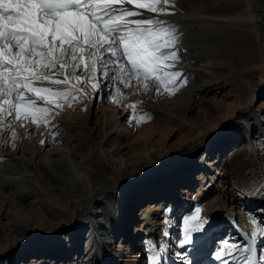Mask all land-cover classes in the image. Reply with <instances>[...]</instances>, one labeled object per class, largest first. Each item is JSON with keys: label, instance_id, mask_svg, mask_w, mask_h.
Instances as JSON below:
<instances>
[{"label": "rangeland", "instance_id": "374dc122", "mask_svg": "<svg viewBox=\"0 0 264 264\" xmlns=\"http://www.w3.org/2000/svg\"><path fill=\"white\" fill-rule=\"evenodd\" d=\"M188 1L173 0L179 9L188 10L191 6L199 14L231 21L251 18L247 10L251 3L255 12L252 14L258 15L259 23L253 22L250 26L243 23L240 28L230 29L195 25L185 30L184 35H192L187 46L184 43L189 49L179 53L178 69L174 70L183 73L186 85L174 95L163 92L157 95L155 84L150 82L152 90L147 93L120 85L127 96L125 99L117 97L115 89L101 85L95 97L89 88L87 99L82 103L65 106L55 115L52 132L58 135L54 138L43 126L20 127L18 123L7 134H0L3 135L0 140V202L3 205L9 201L20 203L23 208L36 206L49 213L48 205L40 201L41 195L46 193L53 200L64 202L78 196L75 170L91 173L93 180L88 185L97 187L111 170L126 177H137L136 172H146L144 151L151 158L166 153L174 160L170 168L159 171L156 180L149 177L133 185L132 199L127 197L125 190L126 206L122 218L126 227L119 226L114 220L112 211L119 210L123 202L122 206L116 202L113 191H106L97 204L84 209L97 223L99 236L107 241L110 256L119 246L125 245V241L135 237L131 257L136 264H151L153 256L160 257L161 264H174L175 261L220 264L215 257L224 241L231 243L236 236L240 240L239 233L246 236L252 224L264 234V205H255L256 197L249 196L256 184L258 170L264 169V142L258 138V129L247 131L244 127L243 123L252 124L251 116L236 113L227 121L233 111L241 108L258 90L263 93L258 94L252 105L260 110V122L264 127V0H192L190 5ZM132 103L139 105L138 113H148L152 119L139 126L135 121L130 124L132 109L128 105ZM12 130L18 134L13 152L7 144ZM231 130L237 134L228 133ZM202 136L206 143L203 140V145L197 147ZM68 137L71 141L65 145L64 139ZM41 140H44L43 145ZM54 146L70 150L73 153L71 162L64 160L63 151L53 150ZM218 153L221 162L203 168L204 161L213 162ZM188 159L189 162L183 163ZM132 160L137 165L134 174L129 165L125 167ZM171 171L172 176H177L176 183L170 180L165 184L164 179ZM211 173L212 178L207 177ZM200 178L203 181H196ZM186 189L189 197L182 207L179 195ZM109 196L112 200L108 203ZM225 198L227 202H224ZM197 208L201 210L200 219L207 223L206 231L193 233L201 237L193 251L191 245L182 248L180 242L184 235V220L195 214ZM144 209L146 219L140 217ZM229 210L238 228L229 223ZM2 216L0 264H101L91 249L89 227L82 231L77 244L72 243L74 252L70 251L66 259V245L61 243L65 241V229L62 228L50 243L46 238L31 237L43 235L40 226L29 227L18 221L10 229L5 213ZM208 229H211L209 234ZM136 230L139 232L135 233ZM249 237L257 243L256 255L264 254V240ZM40 244L42 249H38ZM239 245L249 248L242 240ZM57 246L58 254L49 255ZM152 246H155L154 251H150ZM204 247L203 253L197 255L199 248ZM247 255L236 252L235 259L242 261ZM119 260L121 262L122 258Z\"/></svg>", "mask_w": 264, "mask_h": 264}, {"label": "snow or ice", "instance_id": "6c2138e0", "mask_svg": "<svg viewBox=\"0 0 264 264\" xmlns=\"http://www.w3.org/2000/svg\"><path fill=\"white\" fill-rule=\"evenodd\" d=\"M173 6L170 0H0V134L18 123L43 126L54 138L55 115L82 103L89 88L95 97L101 85L125 99L120 85L147 93L150 82L157 95H174L186 85L183 73L174 70L179 37L159 19L173 14L168 11ZM144 12L154 15L133 19ZM138 106L128 105L129 123L136 126L152 119L138 113ZM17 139L12 130L8 146L15 148ZM200 212L197 208L184 220L182 248L191 245L195 251L201 237L193 233L206 231ZM236 252L248 253L237 264H264V254L228 241L215 258L231 264L226 257L235 260ZM151 264H161L160 257L153 256Z\"/></svg>", "mask_w": 264, "mask_h": 264}, {"label": "bare ground", "instance_id": "6f19581e", "mask_svg": "<svg viewBox=\"0 0 264 264\" xmlns=\"http://www.w3.org/2000/svg\"><path fill=\"white\" fill-rule=\"evenodd\" d=\"M192 0L188 1V4H191ZM215 2H224V1H230V0H214ZM170 3L174 5L173 7H170L168 11H170L171 15H163L160 16L159 19L165 21L168 25H171L173 28H175L176 35L179 37V43L177 45V52L178 55L181 53V51H185L189 49L187 46V43L190 42V38L192 35L186 36L184 35V31L187 30L188 28L198 25L201 28H207V27H224V28H240L241 25H244L243 23H249L248 25L250 26L253 22H258L259 17L258 15L252 14L254 12L253 4L248 3L247 5V10L249 17L250 15L252 16L251 18L241 19V21H231V20H226L224 18H217V17H212L210 15H203L202 13L199 14L197 11H195L191 6H189V9L184 10V9H179L173 0H170ZM255 4V3H254ZM129 8H131V5H128ZM191 7V8H190ZM247 12V11H245ZM255 13V12H254ZM154 14L152 13H147L145 12L143 16L141 17H136V19L139 18H149L152 17ZM259 23V22H258ZM226 26V27H225ZM253 27V26H252ZM249 28V27H248ZM259 28V27H258ZM257 28V29H258ZM256 30V28H254ZM204 32V31H203ZM186 46H184L185 44ZM183 44V45H182ZM187 54V53H186ZM178 69V68H176ZM184 71V70H183ZM263 93L258 92V90L250 95L249 99H246L244 105L241 108H238L233 111L232 115L230 118L227 119V121L231 120V117L234 116V114H245L249 115L253 118V122L251 125L247 126L248 124L243 123L244 127L247 129V131H251L253 129H258V138L264 142V127L262 125V122H260V117L259 113L260 110L254 109L253 108V101L255 98L258 96V94ZM68 118V117H67ZM230 123V122H229ZM231 135L235 136L237 133L229 131ZM71 138H66L64 139L65 145L69 143ZM206 138L202 136L200 142L198 143L197 147H200L203 145V142L205 141L206 143ZM208 139V138H207ZM204 140V141H203ZM18 141V140H17ZM17 141L15 142L17 146ZM205 145V144H204ZM12 148V152L16 149ZM78 148V147H77ZM251 151L254 152V149L252 147ZM63 151L61 152L63 158L65 161L68 163L71 162V154L70 150H68L66 147L65 148H59L57 146L53 147V150H58ZM150 149H148L149 151ZM193 151L191 152V155L189 158L192 156ZM218 157L211 162L210 160H205L204 161V167H211L214 165H218L221 162V155L218 153ZM143 163L144 166L148 169L146 172H136L135 175L137 177H131L129 176H124L123 173H118L119 171L111 170L109 173L107 179L103 180L101 183V186L97 187H89L88 183H91L93 180V175L90 173H83L82 171L75 170L74 176L76 178V182L78 183V196H74L71 198V200L67 201H55L52 198L48 197V195L43 194L41 195L40 201L43 203L47 204L48 207L50 208V212H46L42 210L39 207L36 206H30V207H20V203H11L7 201L6 204H2L0 202V217H3L2 215L5 213V220L10 226V229L13 228L14 224L17 223L18 221H22L23 224L26 226L28 225L29 227H35V226H40L43 228V235L42 236H37V235H31L33 239H47V242L53 243L55 240L56 235L59 233V231L63 228L66 230V237L65 241H61L64 245H66V250H65V257L67 259V255L70 253V251L74 252V246L72 243L75 242L77 244L79 242L80 236L82 231L84 229L88 228L90 229V235H91V241L93 242L92 248L93 252L96 254L98 257L99 261L101 264H136L135 259L132 258V245H134L135 237H131L129 241H125V245L119 246L118 250L114 252L110 256V253L108 252V243L106 240H103L101 236L98 234V226L97 223L93 221V217L88 216L86 211L84 209L88 207H92L93 205L97 204L99 198L106 192V191H113L115 195L116 202H120V204L123 202V206L120 207V209L116 211H112V213L115 216V222L119 226L123 225L126 227V221H123L122 214L124 211V208L126 206V202L123 199L125 195V190L127 192V197L129 199H132V194H131V187L135 185L138 182L144 181V179H147L151 177L152 179L156 180V177L162 169H168L171 167L173 163L172 157H170L166 153H159L158 156L155 157H150V154H146V151L143 152ZM74 157V156H73ZM152 159H155L157 161L151 162ZM189 162L188 160L183 161V163ZM264 163V161H263ZM42 165V164H40ZM131 168V173L134 174L133 169L137 168V165L135 161H130L129 164H127L125 167ZM44 166V165H43ZM42 167V166H40ZM48 169V168H45ZM41 170H44L43 167ZM206 171V170H205ZM44 172V171H43ZM173 171L169 172V174L165 177L164 181L165 184L168 183V181L173 180L176 183V178L177 176H172ZM172 176V178L168 179V177ZM207 177L212 178V173L208 174ZM142 180V181H141ZM167 180V181H166ZM196 181H203V178H200ZM187 185L190 184L186 183ZM87 192V195H82V193ZM181 195H179V199L182 201V207H185L184 205L187 204L186 202L188 201L189 197V190H182L180 192ZM146 195V194H145ZM144 195V197H145ZM166 195V194H165ZM259 195H264V169L263 170H258L256 174V184L253 188V190L250 192V197H256V203L255 205H264V196L261 198H258ZM168 196V192H167ZM39 197V196H38ZM171 197V196H168ZM167 197V198H168ZM174 199H178L177 197H174ZM112 200V197H108V203ZM254 200V199H252ZM223 202V201H221ZM224 202H227L226 198L224 199ZM222 205V204H221ZM224 206L222 205L221 208ZM228 210V209H227ZM225 210V211H227ZM148 212V210H146ZM148 214V213H147ZM231 217L230 222L231 225L235 228H238L236 222H234V217L232 216L231 211L229 210L228 213ZM146 213L145 209L144 211L141 212L140 217H143L146 219ZM229 218V217H228ZM173 220V219H172ZM227 221V220H226ZM236 221V220H235ZM228 222V221H227ZM211 229H208L207 234H209ZM256 232V237L259 238L260 241L264 240V234L260 230V228L257 225L252 224L251 228L248 230V233L246 236H243V234L239 233L238 237L240 240H237V236L233 237L231 243L235 244H240V241L242 240L243 242L248 243L249 248L254 249L256 253V248H257V243L256 241L252 240L251 234L252 232ZM139 231H135V233H138ZM249 234V235H248ZM133 239V240H132ZM127 240V239H126ZM39 241V240H38ZM230 243V244H231ZM200 244V243H199ZM43 245H38V249H42ZM138 248V245H137ZM204 248H199L197 255L203 253ZM59 252V246L56 247L53 251H50L49 255L56 256ZM44 253V252H43ZM119 253L118 255H115ZM5 255V253H3ZM115 257H114V256ZM72 256V255H71ZM122 258L121 262H119V258ZM167 259V255H166ZM171 259V258H170ZM172 260V259H171ZM231 264H237V259L233 260V257L229 256V259ZM43 261V260H42ZM41 261V263H42ZM174 264H183L182 261H175L173 262Z\"/></svg>", "mask_w": 264, "mask_h": 264}]
</instances>
